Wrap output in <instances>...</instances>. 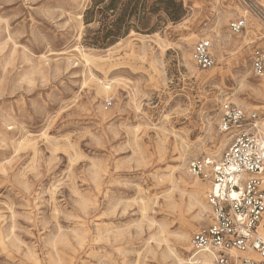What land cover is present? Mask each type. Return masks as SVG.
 Instances as JSON below:
<instances>
[{"label": "rangeland", "instance_id": "374dc122", "mask_svg": "<svg viewBox=\"0 0 264 264\" xmlns=\"http://www.w3.org/2000/svg\"><path fill=\"white\" fill-rule=\"evenodd\" d=\"M112 1L85 24L92 0H0V264H197L205 255L194 257L190 240L210 224L212 182L190 163L218 160L228 146L223 102L264 116L253 33L228 27L252 0H131L129 33L88 44L98 9L116 3L112 23L128 0ZM205 38L210 70L192 57Z\"/></svg>", "mask_w": 264, "mask_h": 264}, {"label": "built area", "instance_id": "2783aa9c", "mask_svg": "<svg viewBox=\"0 0 264 264\" xmlns=\"http://www.w3.org/2000/svg\"><path fill=\"white\" fill-rule=\"evenodd\" d=\"M249 6V14L231 20L228 27L233 35L253 33L246 44L249 59L254 75L264 77V46L258 44L264 40V10L252 1ZM212 49L211 39L194 44L192 57L201 70L216 66ZM218 128L230 136L222 156L195 159L189 166L192 175L212 182L206 192L211 221L191 236L194 257L209 255L212 264H264V116L226 101Z\"/></svg>", "mask_w": 264, "mask_h": 264}, {"label": "trees", "instance_id": "16d2710c", "mask_svg": "<svg viewBox=\"0 0 264 264\" xmlns=\"http://www.w3.org/2000/svg\"><path fill=\"white\" fill-rule=\"evenodd\" d=\"M100 2H104V0H92L91 5L89 6V8H87L84 12V22L85 24H90L91 22H93L94 20V13H95V8L97 7L98 3ZM112 2H115L114 0ZM130 2L131 0H128L125 3V7L123 8V13L121 14V16H119L117 18L116 21L114 22H109L107 20V14L109 12V10L113 9L110 6L111 5H115L116 3H112L110 5H105L102 8L98 9V13L101 16V27L95 31L94 36H91V31L88 30L87 34L85 35L84 39L85 42H87L88 44L94 45V46H98V47H107L111 44H114L115 42H117V40H119L120 37L126 36L129 31L130 28L132 27L131 22H126V24H124V18L126 15H128L129 17H131L133 15L134 12H132V10L135 7L132 8L131 12H128V9L130 7ZM134 11V10H133ZM150 11H147L146 9L143 8L142 10V16L143 18H147V14ZM124 28V30H123ZM143 28H146V24H143Z\"/></svg>", "mask_w": 264, "mask_h": 264}, {"label": "crops", "instance_id": "0c3cea01", "mask_svg": "<svg viewBox=\"0 0 264 264\" xmlns=\"http://www.w3.org/2000/svg\"><path fill=\"white\" fill-rule=\"evenodd\" d=\"M252 2H254V4H256L258 7H260V8L262 7V9L264 10V4H263L264 0H252ZM253 26H256V24H253ZM247 36H249V34H247ZM251 37H252V35L250 36V38ZM258 44L264 46V40L258 42ZM263 233H264V231H263Z\"/></svg>", "mask_w": 264, "mask_h": 264}, {"label": "bare ground", "instance_id": "6f19581e", "mask_svg": "<svg viewBox=\"0 0 264 264\" xmlns=\"http://www.w3.org/2000/svg\"><path fill=\"white\" fill-rule=\"evenodd\" d=\"M81 16V15H80ZM264 234V233H263ZM198 261V260H197ZM210 257L208 255H204L202 261H201V264H210ZM183 262V261H182Z\"/></svg>", "mask_w": 264, "mask_h": 264}]
</instances>
